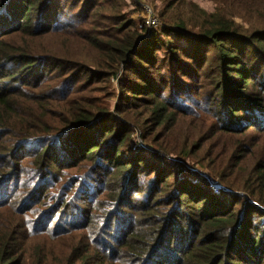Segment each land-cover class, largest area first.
<instances>
[{
  "label": "trees",
  "instance_id": "obj_1",
  "mask_svg": "<svg viewBox=\"0 0 264 264\" xmlns=\"http://www.w3.org/2000/svg\"><path fill=\"white\" fill-rule=\"evenodd\" d=\"M132 1L0 0V264H264V0Z\"/></svg>",
  "mask_w": 264,
  "mask_h": 264
},
{
  "label": "rangeland",
  "instance_id": "obj_2",
  "mask_svg": "<svg viewBox=\"0 0 264 264\" xmlns=\"http://www.w3.org/2000/svg\"><path fill=\"white\" fill-rule=\"evenodd\" d=\"M193 1L195 3H197L199 6H201L202 8H204V9H206L208 11L213 10L214 4L212 2H210V1H207V0H193ZM132 2L135 3L134 5H136L137 11H135V14H133L132 10H135V8H134L135 6H131L130 9H129V12L131 13V16L136 20L138 29H140L139 28L140 25H143V26L145 25V23H144L145 16H146L145 7L148 6L150 9L153 10L154 14L157 16L156 12H157L158 9L160 10V6H161L159 3L155 4L151 0H133ZM157 19H158V23H159V28H161L162 23H161L160 19L158 18V16H157ZM237 21L241 22V20H239V19H237ZM159 28H157V29H159ZM144 29H147V28H144ZM157 29H155V30H157ZM149 32H152V31H149ZM18 42L22 43L21 41H18ZM52 42H53L54 46L56 47V49L60 51L61 47H62L61 38L58 37L56 39V37H55L52 40ZM48 45H49V42L45 41L44 38L37 39L35 41V44H34V46L36 48H38L39 52H42L43 48L46 49V47ZM81 59L86 61V62H88L89 64H92V62H93V53L92 52H86L81 57ZM116 81H117V79L111 78L110 86L112 88H117ZM97 86H101V85H95L94 87H97ZM94 94H95V96H102V97L105 96V94L102 91H96ZM112 103L114 104V101H112ZM134 138L136 139V142H138V143L142 142L141 135H139V133L137 135L134 134ZM143 146L152 147V145H143ZM195 169L197 171H199L200 173L209 174L210 175V179H213L211 170L209 168H206L205 166H202V165H198L197 167H195ZM215 181H211L212 184H214ZM218 184L219 183L216 182V187H217Z\"/></svg>",
  "mask_w": 264,
  "mask_h": 264
},
{
  "label": "built area",
  "instance_id": "obj_3",
  "mask_svg": "<svg viewBox=\"0 0 264 264\" xmlns=\"http://www.w3.org/2000/svg\"><path fill=\"white\" fill-rule=\"evenodd\" d=\"M146 16H145V25H140L139 28L142 30L144 28H148L149 31L155 30L159 28V23L157 16L154 14L153 10L150 9L148 6L145 7Z\"/></svg>",
  "mask_w": 264,
  "mask_h": 264
}]
</instances>
